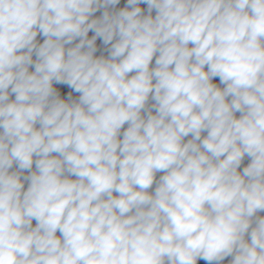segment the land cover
<instances>
[{
	"label": "clouds",
	"instance_id": "obj_1",
	"mask_svg": "<svg viewBox=\"0 0 264 264\" xmlns=\"http://www.w3.org/2000/svg\"><path fill=\"white\" fill-rule=\"evenodd\" d=\"M0 264H264V0H0Z\"/></svg>",
	"mask_w": 264,
	"mask_h": 264
}]
</instances>
